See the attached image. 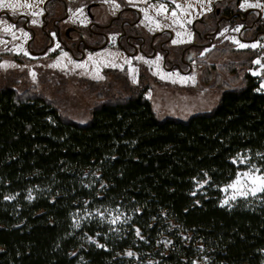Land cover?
<instances>
[{
  "label": "trees",
  "instance_id": "16d2710c",
  "mask_svg": "<svg viewBox=\"0 0 264 264\" xmlns=\"http://www.w3.org/2000/svg\"><path fill=\"white\" fill-rule=\"evenodd\" d=\"M146 90L110 94L78 123L0 88V264H264V191L220 204L239 171L264 173L257 78L244 71L184 120L158 118Z\"/></svg>",
  "mask_w": 264,
  "mask_h": 264
},
{
  "label": "rangeland",
  "instance_id": "374dc122",
  "mask_svg": "<svg viewBox=\"0 0 264 264\" xmlns=\"http://www.w3.org/2000/svg\"><path fill=\"white\" fill-rule=\"evenodd\" d=\"M48 1L5 0V3L11 2L17 6L15 8H0V88L6 85L12 86L19 96L43 95L58 107L63 116L72 121L85 123L88 121L91 109L99 102L104 101L107 96L110 94L127 96L130 90L135 87H147L145 97L151 102L158 118L172 117L183 120L195 114L211 111L218 104L225 88H236L241 85L244 71L256 77L259 89L264 91V87H262L264 85V40L257 39V41L247 42L246 40L253 38V31L248 30L242 33L240 31L242 26L238 21V25L232 27L221 26L216 38L217 41H229L233 50V52L228 53V51L225 52V55L219 56L218 62L222 64V68L218 71V74L220 72L221 75L220 79H216L215 76L211 80H205L198 74L184 76L176 70L166 71L161 54L158 52L154 56V52L159 51L158 48L153 51L151 60L141 59L148 69H140L143 67L141 66L142 62H135L138 65H135L134 62L131 63L119 46L111 47L109 45L106 48L87 52L80 61L74 60L69 53L57 45L50 48L43 58L28 51V48L32 51L37 50L44 39L41 38V36L44 37L41 31L46 26L45 24L41 25L45 12L50 13V16L54 15L56 20L62 15L67 16V21L63 26L76 25L81 28L88 23L85 7L92 1L102 5L93 8V14L98 17L105 16L106 20L111 15H116L121 8L135 9L141 17L138 26L145 29L148 36L156 33L168 34L170 37L169 46L172 50L192 39V27L195 22H197L195 27L200 32L212 31L213 24L217 19L214 17L215 10L224 4L231 3L241 12L255 11L250 15L249 20L260 16L262 24H264V7L241 8L240 5L244 0ZM46 2L48 3L46 11H44ZM248 3L264 5L263 0H248ZM161 4L165 6L163 11L160 10ZM177 4L181 7L177 8ZM27 5H31V7ZM32 13H36V15ZM125 15L136 18L131 13ZM19 17L21 18L17 21ZM201 18L209 23V28L203 27L198 22ZM33 21L36 22L33 23ZM49 26L50 23L47 24V30ZM210 27L212 28L210 29ZM237 28L239 31L236 30ZM28 29L36 33L35 39L38 42H35L36 40L29 42L31 33ZM232 38L247 47H239ZM253 44L256 46L252 47ZM64 53L67 55L65 56ZM230 61L231 66L228 67ZM255 61H259V63ZM246 160V157L238 159L242 163H246ZM257 169L259 170L258 167L250 166L239 171L237 175L241 176L240 184L251 186L250 181L243 176L245 172L264 175L260 170L257 172ZM236 177L221 187L220 204L223 206H231L239 198L253 197L261 192L258 191L253 195L249 191L246 196L236 195V198L232 199L236 189L229 185L235 181ZM225 200L227 203H222ZM108 216L113 222H120L125 217L117 211H109ZM87 241L96 243L92 238H88ZM135 258L137 259V257Z\"/></svg>",
  "mask_w": 264,
  "mask_h": 264
},
{
  "label": "flooded vegetation",
  "instance_id": "af4514ba",
  "mask_svg": "<svg viewBox=\"0 0 264 264\" xmlns=\"http://www.w3.org/2000/svg\"><path fill=\"white\" fill-rule=\"evenodd\" d=\"M62 4L65 5L63 2ZM99 6L102 5L96 1L87 3L85 14L88 18V23L81 28L76 27V25L63 26L67 21V16L62 15L56 20L54 15L50 16V13L47 12L42 17L41 25L45 24L46 26L41 31L44 36H41V38H44L42 43L44 42L45 44L41 43L35 51L28 48V51L37 57L43 58L50 48L57 45L60 49L69 53L74 60L80 61L87 52L106 48L109 45L111 47L119 46L131 60V63H135L137 61L142 62L141 59L146 61L151 60L153 51L158 48L159 51L156 50L154 56L158 52L161 54L166 71L176 70L184 76L198 74L203 78L207 69L214 74L213 69L222 68V64L218 62L220 58L215 51L219 47V44L224 49L230 47L231 43L229 44V41H217L216 39L221 26L228 25L232 27L238 25V21L242 26L240 30L242 33L248 30L253 31V38L246 40L247 42L257 41V39L264 40V24L260 21L261 17L256 16L254 19L249 20L251 18L250 15L255 13V11L241 12L236 6L233 7L231 3L224 4L215 10L214 17H217V19L213 24L212 31L200 32L196 29L195 24L197 22H195L192 27V39L173 50L169 46L170 37L168 34L156 33L148 36L145 29L138 26L141 17L135 9L129 7L121 8V10L117 11L116 15H111L106 20L105 16L98 17L96 14H93L92 9ZM128 13L135 15L136 18L126 16L125 14ZM198 22L203 27L209 28L210 26L204 18H201ZM48 23H50V26L47 30ZM28 30L31 33V41L29 42L31 43L34 40L38 42L35 39L36 33L30 29ZM142 63L141 66L143 67H140V69H148V66L144 62ZM135 65L138 64L135 63ZM227 66H231V61Z\"/></svg>",
  "mask_w": 264,
  "mask_h": 264
},
{
  "label": "snow or ice",
  "instance_id": "6c2138e0",
  "mask_svg": "<svg viewBox=\"0 0 264 264\" xmlns=\"http://www.w3.org/2000/svg\"><path fill=\"white\" fill-rule=\"evenodd\" d=\"M16 6L17 5L14 3H11V2L5 3V0H0V8H15ZM27 6L31 7V5H27ZM164 7L165 6L163 4H161L160 10L163 11ZM176 7L180 8L181 6L179 4H177ZM240 7L241 8H244V7L261 8V7H264V5H262L260 3L251 4V3H248V0H244V2L241 3ZM32 14L36 15V13H32ZM173 15H175V12H173ZM35 22L36 21H33V23H35ZM10 27H11V25L9 26V28ZM236 30L239 31L238 28ZM232 39L234 40L235 43H237L239 45V47H242V48L247 47V45L241 44L239 41H235L234 38H232ZM255 46H256L255 44L252 45V47H255ZM64 55L66 56L67 53H64ZM255 62L259 63V61H255ZM262 87H264V85H262ZM258 171L259 170L257 169V172ZM243 176L246 177L250 181L251 186L247 187L243 184H240L241 176H240V174H238L235 181H233V183L231 185H229V187L236 189V192L233 194L232 199H235L236 195L246 196L249 191L253 195H255L258 191H264V175H256V174H252L250 172H245V173H243ZM238 185H239V187H238ZM6 199H7V197H6ZM222 203H227V200L223 201ZM128 255H132V253L129 252Z\"/></svg>",
  "mask_w": 264,
  "mask_h": 264
},
{
  "label": "bare ground",
  "instance_id": "6f19581e",
  "mask_svg": "<svg viewBox=\"0 0 264 264\" xmlns=\"http://www.w3.org/2000/svg\"><path fill=\"white\" fill-rule=\"evenodd\" d=\"M264 1V0H263ZM231 47H226L225 51H230ZM230 53V52H229ZM153 108V107H152Z\"/></svg>",
  "mask_w": 264,
  "mask_h": 264
},
{
  "label": "water",
  "instance_id": "95a60500",
  "mask_svg": "<svg viewBox=\"0 0 264 264\" xmlns=\"http://www.w3.org/2000/svg\"><path fill=\"white\" fill-rule=\"evenodd\" d=\"M50 1V0H49Z\"/></svg>",
  "mask_w": 264,
  "mask_h": 264
}]
</instances>
